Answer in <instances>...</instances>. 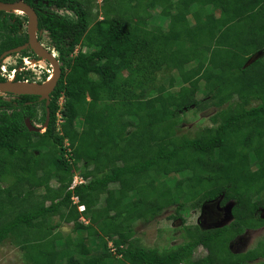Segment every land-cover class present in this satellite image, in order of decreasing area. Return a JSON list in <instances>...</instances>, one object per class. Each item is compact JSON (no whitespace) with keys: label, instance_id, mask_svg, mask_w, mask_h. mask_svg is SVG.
Instances as JSON below:
<instances>
[{"label":"trees","instance_id":"obj_1","mask_svg":"<svg viewBox=\"0 0 264 264\" xmlns=\"http://www.w3.org/2000/svg\"><path fill=\"white\" fill-rule=\"evenodd\" d=\"M38 1L62 72L48 105L0 95V244L13 238L25 264H264V235L230 248L264 225V0H103L100 19L95 0ZM14 17L0 10V55L27 40ZM211 106L210 126L177 135L183 112ZM47 112L43 132L28 129ZM77 172L87 181L71 187ZM221 195L232 201L222 226L181 227L168 248L135 236L137 220L174 205L184 223Z\"/></svg>","mask_w":264,"mask_h":264},{"label":"rangeland","instance_id":"obj_2","mask_svg":"<svg viewBox=\"0 0 264 264\" xmlns=\"http://www.w3.org/2000/svg\"><path fill=\"white\" fill-rule=\"evenodd\" d=\"M96 7L94 8V12L98 13L99 19L102 18V10L104 1L95 0ZM159 9L152 8L151 19L154 20L157 24H159L162 20L159 19ZM15 12V11H14ZM73 16L72 14H69ZM42 40L47 43L46 36L44 35ZM86 47H82V50H85ZM80 47H76V51L79 50ZM162 73H158L157 78L162 77ZM194 79L195 75H191ZM4 97H9L7 93H0ZM201 97V95H200ZM38 113L41 114V108L39 104ZM214 106L206 107L205 109H197L190 108L183 112L180 116L179 125L176 128V132L178 136L186 135L188 137H194L203 127L210 126L211 120L210 116L215 112ZM33 123L37 124V120H32ZM43 124H40L41 128L39 131L42 132ZM79 173V172H77ZM52 185H56L55 179L51 181ZM112 187L117 186V184H111ZM104 198V196H103ZM101 202L103 200L101 199ZM174 205L168 206L165 211L161 214L153 218L152 220H137L133 223V227L135 229V236L140 239L141 243L145 246L149 247H158V248H168L176 245L177 243L182 241V231L181 227H191L195 224L199 225V221L204 223V217L202 216V211L200 208H190L188 212H184L182 214L185 222L182 223L180 219H174L170 217L172 213H174ZM217 211V208H214ZM219 210V209H218ZM212 211V209L210 210ZM209 211V212H210ZM264 214V208L261 211ZM260 213V214H261ZM213 215V214H212ZM214 217V215L212 216ZM220 220H215L214 223H217ZM85 222H88L86 219ZM221 224L228 223V220L221 219ZM213 222H211L212 224ZM205 224V223H204ZM206 225V224H205ZM201 227V226H200ZM202 228V227H201ZM70 230L69 225L63 226V231L66 233ZM264 235V225L257 227L256 229L246 230L242 235L235 238L230 242V248L234 252L244 251L255 245L258 238ZM109 246H112V243L109 242ZM207 253L206 248L202 245H199L194 249V257H202ZM26 260L23 256V250L17 245L13 238H9L5 240V242L0 244V264H25Z\"/></svg>","mask_w":264,"mask_h":264},{"label":"water","instance_id":"obj_3","mask_svg":"<svg viewBox=\"0 0 264 264\" xmlns=\"http://www.w3.org/2000/svg\"><path fill=\"white\" fill-rule=\"evenodd\" d=\"M0 10L8 11V12L16 11V10L23 11L28 18L27 29L29 35V41L27 42V44L5 51L0 56V59L9 52L19 51L22 48H25L27 45H30V47L36 52L38 56L45 57L46 59L51 61L54 67V72L50 80L48 78L43 82H31V81L25 82L21 80H0V93H13L16 95L34 94V95H38L40 100H45L46 105H48L50 102L51 93L58 82L62 69L59 60L56 57H54L36 37V30L38 27L37 13L30 4H28L23 0L14 1V2H5L0 0ZM262 54L263 51L256 52L250 57L249 62L261 56ZM48 116H49V112H47V119L44 122L43 126L47 125L49 118ZM25 124L28 127V129L31 131H39L41 129L39 128L40 126L33 123L29 117L25 118ZM221 199H222V195L219 196L218 198L207 200L202 205V209H201L202 216L204 217V223L206 224L205 225L204 223L199 221V225L202 228L216 227L226 224V223L221 224L220 222L221 219L223 220L226 218L228 222L231 220L232 201H228L224 206H221L220 205ZM214 208H217V211ZM211 209L214 217H208V214L211 212L210 211ZM261 216L264 217V214L261 213ZM214 220H220V221L214 223L215 222ZM211 222L213 223L211 224Z\"/></svg>","mask_w":264,"mask_h":264},{"label":"flooded vegetation","instance_id":"obj_4","mask_svg":"<svg viewBox=\"0 0 264 264\" xmlns=\"http://www.w3.org/2000/svg\"><path fill=\"white\" fill-rule=\"evenodd\" d=\"M15 1H19V0H15ZM23 1H25V2H27L26 0H23ZM30 1H32V3L33 4H30L29 2H27L28 4H30L33 8H34V10H35V12L37 13V17H38V11H41L42 10V7L38 4V0H30ZM43 3H45L46 2V0H41ZM6 12H8V11H6ZM11 12H13L14 14H15V17H20V18H24V17H26V21L24 22V28H25V31H26V34H27V40L23 43V44H21V45H24V44H27V42L29 41V35H28V29H27V24H28V18H27V15L24 13V12H18V11H11ZM57 12L59 13V14H63V13H67L68 15L69 14H72V12H70V11H68V10H63V9H59V10H57ZM73 15V14H72ZM70 16V15H69ZM15 17H14V19H15ZM71 17V16H70ZM38 20H39V18H38ZM39 23V22H38ZM47 30L46 29H42V28H40L39 26L37 27V30H36V37H37V39L41 42V44L54 56V57H56L57 59H58V51L53 47V46H51L49 43H48V41H47V43L46 42H44L43 40H42V38H43V36L45 35L46 36V39H47ZM21 45H19V46H21ZM19 46H16V47H19ZM16 47H13V48H16ZM13 48H10V49H13ZM10 49H7V50H10ZM7 50H5V51H7ZM4 51V52H5ZM25 51V52H24ZM3 52V53H4ZM2 53V54H3ZM1 54V55H2ZM0 55V56H1ZM8 60V61H7ZM26 60H30V61H28L29 63H26L25 61ZM59 60V59H58ZM5 61H7L8 63H9V66H10V68H16V72H15V74L17 75V72L18 71H23L22 73H21V75H23V76H27L28 74H29V72L28 71H31V69H29V70H27V68L31 65L30 64V62L32 63V62H34V63H41V64H43V65H48V64H51L52 65V67H53V64H52V62L51 61H49L48 59H46L45 57H41V56H38L37 54H36V52L30 47V45H27L25 48H22L21 50H19V51H13V52H9V53H7V54H5L1 59H0V65L2 64V63H4ZM59 63H60V61H59ZM21 75H19V73H18V75L16 76V79H21L22 78V76ZM33 75H35V74H33ZM0 77L2 78V80H8L6 77H4V76H2L1 74H0ZM28 77H30V76H28ZM45 77L46 76H44L43 77V80L45 79ZM39 98V97H38ZM40 100V99H39ZM40 124H44V122H38L37 123V125H39L40 126ZM213 213H212V211L208 214V217H212L213 215H212ZM215 221V220H214ZM254 229H256V228H254ZM248 230H252V229H248Z\"/></svg>","mask_w":264,"mask_h":264},{"label":"built area","instance_id":"obj_5","mask_svg":"<svg viewBox=\"0 0 264 264\" xmlns=\"http://www.w3.org/2000/svg\"><path fill=\"white\" fill-rule=\"evenodd\" d=\"M99 1H102V0H99ZM7 61H5L4 63H2L0 65V74L2 76L6 77L8 80H15L18 73H19V75H21V73L23 71H21V70L18 71L17 75H16L15 74L16 68H10L9 63ZM28 61H30V60H26L25 62L29 63ZM30 64L31 65L27 68V70L31 69V71H28L29 74L27 76L21 75L22 76L21 81H25V82L42 81L44 76H46L45 78L48 79L54 72V67H52L51 64L43 65L41 63H34V62H32V63L30 62ZM33 74H35V75H33ZM28 76H30V77H28ZM59 106H60V108L57 110V113H56V116H57L56 117V124H57L58 130H60L61 123L63 122V117H62V112H61V109L63 106V97L62 96L59 99ZM68 145H69V141H68V139H65L64 146H68ZM86 181H87L86 178H83L82 175H79L78 173H76L74 175L71 187H73L74 185L79 184V183H85ZM73 199L75 200L76 203H78V197L77 196H74ZM78 209L80 212H82L85 209V205L78 203ZM81 220L86 221L84 216H81Z\"/></svg>","mask_w":264,"mask_h":264},{"label":"clouds","instance_id":"obj_6","mask_svg":"<svg viewBox=\"0 0 264 264\" xmlns=\"http://www.w3.org/2000/svg\"><path fill=\"white\" fill-rule=\"evenodd\" d=\"M15 80H21V79H15ZM45 80H47V79L45 78L44 80H42V81H38V82H43V81H45ZM45 128H46V126H43V127H42V132L45 130Z\"/></svg>","mask_w":264,"mask_h":264},{"label":"bare ground","instance_id":"obj_7","mask_svg":"<svg viewBox=\"0 0 264 264\" xmlns=\"http://www.w3.org/2000/svg\"><path fill=\"white\" fill-rule=\"evenodd\" d=\"M16 11H18V12H23V11H21V10H16ZM51 76H52V75H51ZM51 76L49 77V80H50Z\"/></svg>","mask_w":264,"mask_h":264}]
</instances>
